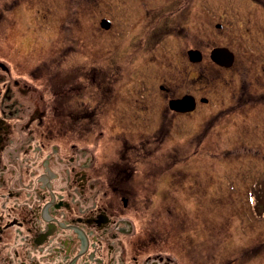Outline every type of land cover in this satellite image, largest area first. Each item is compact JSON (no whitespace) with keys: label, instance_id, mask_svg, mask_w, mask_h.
<instances>
[{"label":"flooded vegetation","instance_id":"obj_1","mask_svg":"<svg viewBox=\"0 0 264 264\" xmlns=\"http://www.w3.org/2000/svg\"><path fill=\"white\" fill-rule=\"evenodd\" d=\"M201 1H166L175 9H160L162 23L152 26L144 41L145 52L153 44L164 47L176 28L188 33L193 26L188 35L176 34L181 43L174 54L179 60L173 64L178 81L158 82L156 91L163 100L155 114L146 102V64L154 60L149 55L138 60L132 54L130 69L123 70L115 56L98 59L95 74H74L67 80L62 72L60 84V75L42 70L52 68V60L44 57L26 66L28 58L16 59L7 37L0 40L1 51H6L0 53V264H199L197 255L182 261L183 237L167 230L165 212L175 199L166 198L161 189L162 196L155 199L156 185L147 181L159 165V177L179 166L175 164L180 161L160 150L167 122L180 133L183 117H195L187 118L197 125L189 138L195 156L215 157L216 137H222L218 152L228 155L234 141L246 148L242 140L257 139L264 132V0H249L261 9H193ZM4 13L0 9V22ZM1 24L4 36L7 23ZM158 27L162 29L151 37ZM136 77L135 100L141 103L130 108L128 119H120L143 126L144 115L151 114L159 124L136 139L126 133L104 139L108 112L115 118L122 114L118 89L135 83ZM86 80L96 82L93 107L83 93ZM171 99H180L178 109L169 106ZM256 145L264 153V138ZM256 159L247 160L250 172L228 173L225 179L240 178L227 180L231 190L249 182L246 203L259 216L264 188L254 179H243L245 174H264V161ZM188 253L193 252H185V259Z\"/></svg>","mask_w":264,"mask_h":264},{"label":"rangeland","instance_id":"obj_2","mask_svg":"<svg viewBox=\"0 0 264 264\" xmlns=\"http://www.w3.org/2000/svg\"><path fill=\"white\" fill-rule=\"evenodd\" d=\"M166 1L168 0H0V9H5L3 21L7 23L4 36L3 33L0 34V40L7 37L8 47L12 48L9 52L12 51L16 59L25 60L27 57L29 62L26 66L44 57L45 61L52 60V68L45 66L42 70H53L55 75H60L58 79L60 84L63 82V74L67 80L74 74L88 77L95 74L98 59L109 61L111 56H115L119 59L118 68L123 70L130 69L128 61L132 54L138 60L143 57L145 59V56L149 55L154 60L146 64L149 70V77L148 75L145 77L148 84L146 102H150V113L154 111L155 114V111L159 112L160 101L163 100L156 91L158 82L163 81L172 85L173 82L178 81V74L176 75L177 71L173 64L179 60L174 54L181 43L176 34L188 35L193 31L192 25L188 33L184 28H181V32L176 28L173 31L175 37L166 38L163 42L164 47H156L153 44L145 52L144 41L148 38L149 30L152 26L156 27V24L160 26L162 23L158 16L161 13L160 9H166L167 13L169 9H175V6L168 7ZM243 1L203 0L193 9H261L252 1L246 0L245 3ZM101 17L113 22L109 29L101 28L99 25ZM3 21L0 22V26ZM160 29L162 27L153 30L151 37H155L154 34ZM186 37L184 40L189 43L190 38ZM151 43L153 40H150L149 44ZM36 46L40 48L35 49ZM1 49L2 47L0 53L6 52L5 49L3 51ZM47 54H50L49 57ZM21 63L24 65L23 61ZM19 70L15 68V71L21 74ZM118 79L114 81V85L117 84ZM137 79L138 77L135 78V83L130 81L122 84L118 89L119 99L123 96L118 110L124 115H118L119 119L116 120L114 114L111 116V112H108V118L104 120L106 129L104 139L115 140L118 133H126L136 139L142 131L150 132L159 124L158 121L153 120L154 116L151 114L144 115L148 119L145 118L143 126L137 125L140 122L130 124L129 120L123 122L120 119L124 116L128 119L130 108L135 110L138 107L136 102L138 100H135L138 90ZM86 81L87 85L83 93L86 95L87 104L93 107L96 102V82ZM153 97L156 99L154 100ZM187 118L195 117H183L185 121L180 133L172 122L171 124L167 122L165 128L168 130L167 136L160 146L161 152L164 150L163 154L165 153L168 159L180 161L175 164L179 166H176L173 173L159 177L158 173L161 171L159 165L147 180L150 185H156L157 192L153 195L155 199L162 196L158 189L166 193V198L175 199L170 201V204L174 205L172 209L170 208L171 211L167 207L165 219L167 230L173 231V236L183 237L182 261L189 262L193 255H197L199 264L200 262L233 264L231 261L240 264H264V190L260 196L263 199L258 206L260 215L255 216L245 199L249 182L236 184V188L231 190L228 188L227 180L240 182V178L229 176L230 178L225 179L228 173L250 172L248 159L257 158L256 160L264 161V153L256 145L264 138V132L258 135L260 140L259 137L242 140L248 146L246 148L239 146V141H234L233 144L236 146L231 148L228 155L218 152L222 150V137H216L215 157L202 153L195 156L197 153L193 151L194 140L191 138L192 140L189 141V138L197 130V125ZM89 141L95 143L92 139ZM203 144L200 146L201 149ZM209 163H212V168L209 167ZM261 166L264 168V165ZM258 172L261 173L252 178L245 177V174L243 179L244 181L254 179L258 183V188H264L263 171ZM189 250L193 253H188L189 256L185 259V252Z\"/></svg>","mask_w":264,"mask_h":264},{"label":"water","instance_id":"obj_3","mask_svg":"<svg viewBox=\"0 0 264 264\" xmlns=\"http://www.w3.org/2000/svg\"><path fill=\"white\" fill-rule=\"evenodd\" d=\"M100 25L103 28H109L110 26V20L106 19V18H102L100 20ZM180 102V99H171L169 100V106L173 109H178V103Z\"/></svg>","mask_w":264,"mask_h":264}]
</instances>
